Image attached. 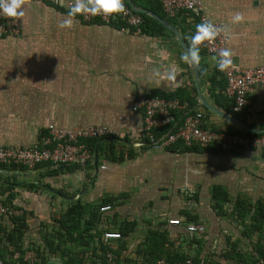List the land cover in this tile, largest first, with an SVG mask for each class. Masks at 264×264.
I'll return each instance as SVG.
<instances>
[{
    "label": "crops",
    "instance_id": "obj_1",
    "mask_svg": "<svg viewBox=\"0 0 264 264\" xmlns=\"http://www.w3.org/2000/svg\"><path fill=\"white\" fill-rule=\"evenodd\" d=\"M136 1L145 2L124 0L140 15L145 13L135 9L154 13ZM202 2L207 20L224 26L226 48L234 53L235 62L249 70L264 66V0ZM236 12L243 15L240 23L232 22ZM67 13L35 0L18 21L19 35L0 38V147L32 145L50 127H107L114 135L99 139L100 152H93L86 169L51 164L35 169L0 167V206L8 209L0 213L2 257L11 264H21V254L30 264H65L84 256V264H93L103 246L115 255L117 264H148L168 257L174 262L192 258L206 264H244L258 258L254 245L259 239L264 244V230L251 240L243 232L245 224L255 222L257 205L264 201V149L238 145L212 153L187 150L182 144L156 148L145 142L144 113L131 108L140 96L171 95L182 89L196 100L194 110L204 114L208 127L226 133L238 130L203 107L201 98L230 114L211 92L209 79L217 71L213 56L202 51L200 62L207 76L197 79L194 68L181 60L185 51L170 29L172 33L151 36L143 31L144 20L139 31L126 21L87 23L78 17L71 29H61L58 24ZM171 19L179 26L166 21L189 46L184 37L194 34L196 18L183 14ZM154 69L160 71L159 77ZM168 71L176 73L175 82L167 79ZM263 97L264 88L257 86L249 121L260 128H264L259 108ZM111 143L122 160L112 159ZM216 186L229 196L222 214L212 197ZM106 199H114L108 204L111 209L101 211ZM239 201L249 210L243 219L235 211ZM76 203L86 207V220L94 211L99 214L87 233L88 247L79 243L77 232L71 237L60 225ZM12 211L25 215L27 227L19 246L9 241L16 229L13 220L19 217ZM122 224L134 225L132 232L122 234ZM193 225L205 230L192 232ZM105 232L122 237L104 242ZM236 243L244 260L237 253L226 257ZM259 261L264 264L263 258Z\"/></svg>",
    "mask_w": 264,
    "mask_h": 264
},
{
    "label": "built area",
    "instance_id": "obj_2",
    "mask_svg": "<svg viewBox=\"0 0 264 264\" xmlns=\"http://www.w3.org/2000/svg\"><path fill=\"white\" fill-rule=\"evenodd\" d=\"M45 1L53 6H63L68 12L74 0L62 3V0H39ZM164 12L170 18H179L182 13L191 14L198 19V24L202 20H207L203 13L202 0H161ZM127 14L116 18H104L102 16H77L87 23L101 22L105 24L126 21L131 26L141 30L143 19L140 14L133 11L126 5ZM217 27L224 26L220 23H213ZM225 29V28H224ZM19 35V23L14 24L10 18L0 13V38ZM228 34L222 32L212 45L201 47V51L211 56H218L219 52L226 48ZM234 67L221 72L217 71L226 79L227 86L225 94L234 100L235 112L241 111L244 107L251 104V96L257 86L264 88V66L256 69H244L237 64L233 58ZM131 108L134 111L144 113V136L148 137L152 145L156 148L170 147L182 143L185 147L199 145L208 147L212 144L220 145L225 151L233 149L238 145L262 147L264 149V135L262 136H240L224 131H214L205 122V116L201 111L193 114L186 112L182 121L177 122L174 116L175 111L188 110V103L180 100H168L154 96H140L136 98ZM264 112V97L259 105ZM172 127L161 139H156V130ZM114 135L113 131L107 127H82L75 129H58L50 127L36 143L18 147H0V166L6 167H26L35 169L43 164L53 166L78 167L86 169L92 161V150L86 141L110 138ZM111 206H104L101 211H108ZM0 213H8V209L0 206ZM15 215H22V212L12 211ZM192 232L202 233L205 228L202 226H190ZM122 235L118 232H105L104 242L112 239H120ZM105 259L97 260L93 264H117L116 257L112 252L105 254ZM0 264H5L0 259ZM148 264H206L196 263L192 258L184 261L170 262L165 258L158 259L156 262Z\"/></svg>",
    "mask_w": 264,
    "mask_h": 264
},
{
    "label": "trees",
    "instance_id": "obj_3",
    "mask_svg": "<svg viewBox=\"0 0 264 264\" xmlns=\"http://www.w3.org/2000/svg\"><path fill=\"white\" fill-rule=\"evenodd\" d=\"M141 8H145L148 10L153 11L154 13L158 14L159 16H161L163 19L169 21L170 23H172L173 25H177L179 26V23L175 20V19H171L169 18V16L164 12L163 6L161 4V0H145V2L143 4L138 3V1H136ZM53 6V5H52ZM56 7V6H54ZM56 8H63L65 9L63 6H59ZM184 13H182L181 15H183ZM144 20V24H143V31L146 32L149 35H157L160 34L162 32H167V33H172L169 31V29H167L166 27H164L161 23H159L158 21H156L155 19L145 15V14H141ZM194 17V16H193ZM196 18V17H194ZM197 19V18H196ZM196 25L198 24V19L196 20ZM186 30V29H184ZM195 30V29H194ZM190 37L191 36H185V40L188 43L190 41ZM201 53H203L202 51H200V56ZM200 74L202 76H207V71H205V66L200 62ZM204 66V67H203ZM210 80V84H211V92L213 94V96H215L216 101L220 104L221 107H223L228 113H230L232 116H234L235 118L241 120L244 123H247L253 127H257V125L255 123H252L249 121V117L252 115V105L246 106L244 107L241 111L239 112H235L233 110L234 108V100L227 97L225 94V90H226V86H227V82L226 79L218 72L216 71V73L213 75V77ZM217 86H220V88L217 89ZM186 92H184V90H179L174 94L171 95H165V94H157L154 93L152 95H148V96H154V97H161L164 99H168V100H180L181 102H186L188 103V110L185 111H175L174 112V116L176 118V121H182V117L184 116V114L186 112H190L191 114L197 112V110H194V107L196 106V100H193V98H190L188 96L185 95ZM172 127H168V128H164L161 130H156V139H161L164 135H166L168 133V131L171 129ZM214 131H219L218 129H214L212 128ZM240 129V128H239ZM232 130L229 133H234V134H239V135H248V136H262L264 134H252L249 132H246L244 130ZM99 140H88L86 141L88 147L92 150V152H94L96 149L98 150V152H100V149L102 147L101 144L97 145ZM145 142L146 143H151L149 138L146 137L145 138ZM178 144H182V143H178ZM183 145V144H182ZM185 147V146H184ZM187 150H194V151H202V152H212V153H219V152H224L225 150L217 144H212L208 147H201L199 145H195L192 147H185ZM109 150L112 153V159H114L115 161H120L122 160L121 154L117 155V153H115L114 151V144L111 143L109 146ZM132 156V155H129ZM41 166V165H40ZM0 167H6V166H0ZM14 167V166H13ZM39 167V166H38ZM74 167V166H73ZM78 168V167H75ZM29 189H34V186H28ZM14 195H12L11 197L13 198ZM212 197L215 201L214 205H215V209L218 210V213H220L221 211V207L224 203H226L228 201V194L223 191V189L219 186H216L213 188L212 190ZM11 198V199H12ZM114 199H106L103 202V206H107L109 203H113ZM102 206V207H103ZM248 209H246V205H244L243 201H239L235 207V211L238 215L239 218H244L246 216V211ZM249 211V210H248ZM87 213L86 207L81 205L80 203H76L73 204L67 211L66 215L62 218V220L60 221V225L61 227L65 228L68 233L71 235V237L74 236V233H78L79 236H77V238H79L82 242L81 245L88 247L90 244V238L87 237V233H89V231L92 228V225H94V223L99 219V214L98 211H94L92 217H90V219H85V214ZM223 213V210L221 211L220 214ZM24 216V217H23ZM192 219V218H190ZM252 220H254L255 222H253L252 224H245L244 226V236L248 239H252L253 236L256 233H260L261 231L264 230V201L260 202L257 205L256 208V212L252 217ZM251 220V221H252ZM13 222L15 223V231H12L9 235V241L14 244L15 246H19L18 244H21V239L23 237L24 234V227L26 228V222H25V215L19 216L14 218ZM134 225H130V224H122L121 227V233L125 234V233H130L132 232V227ZM121 234V235H122ZM93 238V237H92ZM237 247V243L235 246H232L230 251H228L227 253L230 255L226 254V257H232L235 253H237L235 250ZM102 248V252L99 255H95V257H93V262H95L96 260H104L105 259V254L107 252H109L108 250H106L103 246H101ZM254 250L259 254L260 258L264 259V244L262 242V240L259 239V241L254 245ZM21 252V249H20ZM95 253V252H94ZM15 254V253H13ZM236 257H239L240 259L244 260L245 257L242 254L237 253V255H235ZM259 257L256 259H252L250 262L245 261L244 264H262L259 261ZM0 258L5 261V264H11L12 261L9 263L7 262L4 257H2V255L0 254ZM18 259V257H16ZM170 257H168V261L170 262H174L176 259H169ZM11 259L14 261V257H11ZM162 259V258H161ZM187 258H181V261L186 260ZM21 264H30L27 260L24 259L23 255L21 254V257L18 259ZM71 261H69V263H65V264H84L85 262V258L84 256L78 257V258H71ZM196 263H198L199 261L196 259H193ZM180 261V260H179ZM177 262V261H176ZM33 264H39V263H33Z\"/></svg>",
    "mask_w": 264,
    "mask_h": 264
},
{
    "label": "clouds",
    "instance_id": "obj_4",
    "mask_svg": "<svg viewBox=\"0 0 264 264\" xmlns=\"http://www.w3.org/2000/svg\"><path fill=\"white\" fill-rule=\"evenodd\" d=\"M34 3L35 0H0V13L10 18L15 24L17 21H23L26 10L32 8ZM126 14L127 9L124 0H74L69 8L67 17L58 24V27L71 29L77 16H84L85 18L88 16L116 18ZM243 19V15L239 12L234 13L232 16L233 23H240ZM224 31L223 27H217L211 21L202 20L196 25L195 32L190 37V45L182 54L181 60L192 67L198 68L201 60V47L212 45ZM233 56L234 53L231 49L225 48L219 52L218 56H214L212 59L216 62L218 70L224 72L234 67ZM153 74L157 77L161 75L160 71L156 69L153 70ZM165 75L169 81L175 82V72L168 71Z\"/></svg>",
    "mask_w": 264,
    "mask_h": 264
},
{
    "label": "water",
    "instance_id": "obj_5",
    "mask_svg": "<svg viewBox=\"0 0 264 264\" xmlns=\"http://www.w3.org/2000/svg\"><path fill=\"white\" fill-rule=\"evenodd\" d=\"M135 10L140 12V13H145L147 15H150L151 17H153L157 21H159L162 25H164L166 28L173 31L176 34V36L179 38V41H180L184 51L186 50V48L188 46L180 38V35H179L178 31L176 30V28L174 26H172L169 22H167L166 20H164L163 18H161L160 16H157L156 14H154L152 12L145 11V10H137V9H135ZM193 68H194L195 75H196L197 79H199V77H200L199 68H196V67H193ZM201 101L203 102V107L209 109L210 111L214 112L215 114L226 119L229 123L237 125L239 128L243 129L244 131L252 133V134H264V128L253 127L247 123H244L241 120L235 118L234 116L227 114V113H224V112L220 111L219 109L210 106L208 103H206V101L203 98H201ZM95 160L97 161V152H95Z\"/></svg>",
    "mask_w": 264,
    "mask_h": 264
}]
</instances>
